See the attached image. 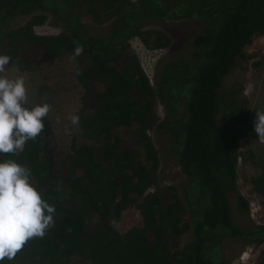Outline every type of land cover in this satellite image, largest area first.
I'll list each match as a JSON object with an SVG mask.
<instances>
[{"label":"trees","instance_id":"16d2710c","mask_svg":"<svg viewBox=\"0 0 264 264\" xmlns=\"http://www.w3.org/2000/svg\"><path fill=\"white\" fill-rule=\"evenodd\" d=\"M39 13L53 14L62 32L36 35L34 28L46 20ZM24 17L30 20L12 29ZM114 18L118 29L106 37L83 23ZM149 20L205 22L188 58L164 67L157 91L128 45L136 37L147 49L168 48L164 34L139 31ZM258 38H264V0H0V54L11 57L8 68L31 72L71 58L76 44L83 45L74 59L82 95L73 128L81 144L56 169L57 145L45 117L44 132L23 152L0 154V162L14 159L29 167L32 183L56 208L55 226L0 264H229L220 251L224 240L262 245L264 226L237 227L229 205L235 196L240 210L248 211L237 168L241 141L254 127L240 89L225 103L221 98L226 78ZM175 91L186 96L180 115L161 123L157 105L171 109L174 96L168 95ZM185 114L184 140L172 142V153L180 147L178 168L197 192L188 210L175 187L157 185L159 159L149 137L153 130L169 134L167 125ZM249 184L264 212V168ZM129 210L141 225L119 234ZM255 264H264V250Z\"/></svg>","mask_w":264,"mask_h":264},{"label":"rangeland","instance_id":"374dc122","mask_svg":"<svg viewBox=\"0 0 264 264\" xmlns=\"http://www.w3.org/2000/svg\"><path fill=\"white\" fill-rule=\"evenodd\" d=\"M39 14L44 15L46 20L42 26L34 28L36 35L55 36L62 32L53 14ZM29 20L30 17L15 19L11 27L16 29ZM83 23L91 26V33L98 37L114 34L118 29L117 18L101 24L83 19ZM204 24L205 22L201 20L144 21L139 31H155L164 34L169 42L167 49L150 50L144 47L141 38L133 37L129 40L128 45L132 53L155 91L159 87L164 67L169 62L188 58L192 51L193 40L201 33ZM152 40L153 38H150L149 42ZM77 67V63L70 57L59 59L52 65L42 64L37 69L26 73H21L6 66L9 77L24 76L28 88L29 106L33 107L45 102L52 105V111L47 117L50 120L57 145L55 151L56 169L63 165L72 148L81 144L80 141L74 140L76 130L69 120V117L76 115L80 109L82 89L76 81ZM239 89L246 101L249 122L254 127L256 112H264V38L253 41L252 45L245 50L244 58L238 61L236 67L228 75L221 89L222 101L225 103L230 100L234 91ZM168 96H174L173 100L172 98L169 100L171 109L161 102L157 105V114L161 123L171 122L177 114L174 112H179L181 104H184L186 100V96L184 98L179 91H175V93ZM186 118L185 114L183 118L179 117L177 122L167 125L171 136L169 134L162 135L163 132L153 130L149 132V137L156 148L159 159V168L156 174L157 185L160 187H175L181 201L188 210L194 203L195 193L197 192L192 185L190 187L187 185L178 168L177 158L180 147H176V154L172 153V151H175L172 142L174 146L183 143ZM121 134L129 139L132 137L131 131H123ZM240 152L242 158L237 168L239 193L245 199L247 205L250 199H255L262 208L259 197L254 194L249 184V179L255 178L260 169L264 168V143L260 142L255 131L244 136L240 144ZM229 205L232 220L237 227L249 229L253 226H260L259 223H264L263 219L261 221L257 220L256 215L253 218L250 216L249 206L247 213L242 212L238 207L235 196L230 197ZM140 225L141 220L138 213L135 210H129L123 215L116 229L119 234H124L132 228L140 227ZM188 240L189 237H185L183 243H187ZM249 249L252 250L251 256L255 260L248 264H254L264 250V243L256 247L248 246L246 241L227 239L220 247L221 254L229 264H242L240 257Z\"/></svg>","mask_w":264,"mask_h":264},{"label":"clouds","instance_id":"9594fccd","mask_svg":"<svg viewBox=\"0 0 264 264\" xmlns=\"http://www.w3.org/2000/svg\"><path fill=\"white\" fill-rule=\"evenodd\" d=\"M83 53L76 44L71 59ZM11 57L0 54V154L16 155L24 151L30 140L44 132V119L52 111L45 102L31 108L23 75L9 77L6 66ZM16 71L19 68L16 67ZM73 127L80 117H69ZM254 131L264 143V112H256ZM56 208L50 205L32 183V171L14 159L0 162V261L15 259L17 253L34 238H43L55 226Z\"/></svg>","mask_w":264,"mask_h":264},{"label":"built area","instance_id":"2783aa9c","mask_svg":"<svg viewBox=\"0 0 264 264\" xmlns=\"http://www.w3.org/2000/svg\"><path fill=\"white\" fill-rule=\"evenodd\" d=\"M248 206H249L250 216L252 218L256 215L258 218L257 220L259 221H261L262 219L264 220L263 218L264 214L262 212V208L255 199H250V201L248 202ZM259 225L264 226V223H259ZM251 252L252 250L249 249L247 252H244L241 255L240 261L242 262V264H248V263L254 262L255 259L253 256H251Z\"/></svg>","mask_w":264,"mask_h":264}]
</instances>
